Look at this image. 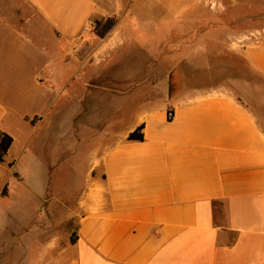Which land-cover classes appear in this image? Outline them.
Instances as JSON below:
<instances>
[{
	"label": "crops",
	"instance_id": "0c3cea01",
	"mask_svg": "<svg viewBox=\"0 0 264 264\" xmlns=\"http://www.w3.org/2000/svg\"><path fill=\"white\" fill-rule=\"evenodd\" d=\"M22 1L41 18H0V129L13 136L0 161L9 165L0 179V203L14 196L12 206L20 203L18 214L26 213L29 185L15 189L23 185L19 163L35 162L31 143L47 125L54 151L65 154L54 167L75 178L84 173L79 189L75 179L51 199L43 189L41 206L55 215L56 204L65 205L77 229L74 241L70 236L51 249L42 240L36 262L47 250L53 264H264L262 97L228 82L172 92L171 69L160 84L143 88L153 97L137 103L140 110L127 127L118 118L78 125L75 111L47 122L62 98L76 105L87 98L83 91L112 89L93 81L103 68L86 65L99 51L110 59H220L227 44L264 74V0H198L187 8L196 13L181 32L179 55L173 46L157 49L156 41L166 39L136 15L149 10L151 0ZM89 19L95 20L93 31L84 29ZM252 35L260 40L251 41ZM97 38L96 49L80 51ZM30 47L43 60L29 70L24 53ZM107 47L112 50L104 51ZM158 90L164 91L159 99ZM141 124L144 138H129ZM87 132L91 143L82 158L78 145ZM76 189L70 207L60 195ZM14 208L8 207L9 214ZM4 213L0 207V216ZM27 226L12 233L21 238L17 244L12 239L11 249L26 253L20 262H28Z\"/></svg>",
	"mask_w": 264,
	"mask_h": 264
},
{
	"label": "rangeland",
	"instance_id": "374dc122",
	"mask_svg": "<svg viewBox=\"0 0 264 264\" xmlns=\"http://www.w3.org/2000/svg\"><path fill=\"white\" fill-rule=\"evenodd\" d=\"M197 4L198 0H151L149 5L151 8L149 10L141 9L136 15H139L146 28L156 32L159 39H166V42L163 43H160L159 40L156 41L155 47L157 49L166 50L173 46V54L179 55L183 40L181 32L185 29L184 26L187 22H193L191 15L196 13V11H187V8ZM0 18L41 17L22 0H0ZM165 32H168V34L166 35ZM252 36L251 41L260 40L257 36ZM99 41L100 38H97L94 42H86L80 51L86 54L93 51L100 45ZM28 50L29 55L26 52L24 53L25 58L29 56L28 69L39 68L43 60L41 52L33 50L31 47ZM103 50H112V48L107 47ZM221 50L220 59H152L144 55L110 59L106 57L108 56L106 53L99 51L98 54L88 59L86 65L97 69L103 68L101 71L104 72L100 71V73L93 75V81L105 83L106 86L112 89L88 90L87 93L83 91L87 94V98L83 101L77 100L76 105L73 101L66 103L62 98L54 111L48 115L47 122H51L64 112L75 111L78 125L82 123L96 125L102 120L108 122L118 118L120 120L124 119L127 127V124L133 120L140 110L137 103L144 97H153V92L143 88L153 81L160 84L162 79L169 76V70L171 69L172 92L192 84L207 85L216 82H228L236 89H247L253 97H262L261 99L264 100V74L254 69L242 53L233 51V47H227L226 44ZM162 93H164L163 90H158L156 97L159 99ZM48 126L42 127L32 140L30 152L33 151L32 157L36 159L35 162L19 163L20 172L23 174V185L18 182V187L15 189L19 191L26 186L25 184L29 185L28 203L23 208L26 213L23 212V216L18 214L20 211L16 209H20V203L14 204L18 207L14 206V208L12 206L15 200L13 199L14 196L6 202L0 203L3 212L8 213L7 215L4 213L2 217L0 216V264H53L52 256L50 253L47 254V250L45 259L36 262V258H41V250H37V245H41L43 240L45 249H51L55 246L53 245L54 242L60 241L63 245L76 232L77 219L67 217L69 213L63 209L65 205L58 206L56 204L55 215L51 209L46 210L41 206L44 196L43 189L48 191V198L51 199L50 195L54 196L59 190L63 191L67 188L70 179L78 181V189L84 180V173L82 172H80L81 177L77 175L75 178L67 169L54 167L55 160L62 162L65 154L63 149L54 151L53 135H50ZM56 140L58 141V139ZM64 141L65 139L62 138L60 146L64 145ZM82 142L78 145V156L79 153L84 152L85 146L91 143L90 133L87 132L83 135ZM81 156L84 158L86 156L85 152ZM8 171V163L0 165V179ZM48 183H50V187L44 188V185ZM78 189L72 191L74 194L71 195L64 196V194H61L60 198L64 199L65 197L70 202L71 207ZM8 205L14 208L10 214L7 211ZM26 225H28L26 229L28 232V243L26 244L29 252L28 262H20L19 258L23 255L22 258L25 259L26 253L11 249L12 239L17 244V237H19L18 240L21 238L20 235H12V233H16L21 226ZM22 236L25 237L24 234Z\"/></svg>",
	"mask_w": 264,
	"mask_h": 264
},
{
	"label": "trees",
	"instance_id": "16d2710c",
	"mask_svg": "<svg viewBox=\"0 0 264 264\" xmlns=\"http://www.w3.org/2000/svg\"><path fill=\"white\" fill-rule=\"evenodd\" d=\"M129 138H137L142 139L144 138L143 135V124L139 125L135 130H133L129 136ZM13 142V136L9 133L0 129V161L4 160V156L7 153L8 149L10 148ZM6 188L3 189V193L6 194ZM76 239V232L74 235L72 234L71 240L74 241Z\"/></svg>",
	"mask_w": 264,
	"mask_h": 264
},
{
	"label": "built area",
	"instance_id": "2783aa9c",
	"mask_svg": "<svg viewBox=\"0 0 264 264\" xmlns=\"http://www.w3.org/2000/svg\"><path fill=\"white\" fill-rule=\"evenodd\" d=\"M95 27V20L89 19L84 27L86 31H93Z\"/></svg>",
	"mask_w": 264,
	"mask_h": 264
}]
</instances>
